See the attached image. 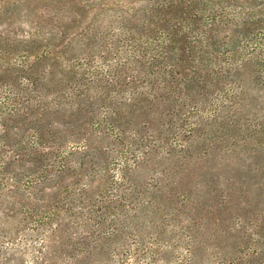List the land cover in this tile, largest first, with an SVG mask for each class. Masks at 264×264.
Here are the masks:
<instances>
[{"label":"rangeland","instance_id":"rangeland-1","mask_svg":"<svg viewBox=\"0 0 264 264\" xmlns=\"http://www.w3.org/2000/svg\"><path fill=\"white\" fill-rule=\"evenodd\" d=\"M247 2L0 0V264H264Z\"/></svg>","mask_w":264,"mask_h":264},{"label":"trees","instance_id":"trees-1","mask_svg":"<svg viewBox=\"0 0 264 264\" xmlns=\"http://www.w3.org/2000/svg\"><path fill=\"white\" fill-rule=\"evenodd\" d=\"M250 1V2H247ZM260 2L261 5H264V0H246V2ZM244 21L242 22V42L247 47L248 56L246 58L257 56V59H262L264 61V14L259 15H247ZM209 25L206 27L207 33L213 31L216 21L213 18L208 19ZM260 57V58H259Z\"/></svg>","mask_w":264,"mask_h":264}]
</instances>
